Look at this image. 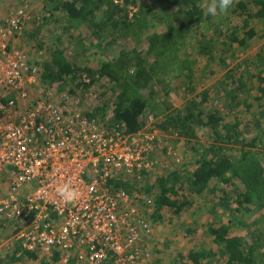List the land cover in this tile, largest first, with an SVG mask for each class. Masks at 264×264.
Instances as JSON below:
<instances>
[{"label": "trees", "instance_id": "1", "mask_svg": "<svg viewBox=\"0 0 264 264\" xmlns=\"http://www.w3.org/2000/svg\"><path fill=\"white\" fill-rule=\"evenodd\" d=\"M40 1L41 12L22 20L21 34L16 36L34 37L37 53L44 51V57L33 61L38 66L40 92L73 95L94 81L108 79L110 91L103 88L101 92V100L107 102L84 111L108 129L136 133L148 112H167L148 91L151 80H160L156 72L160 68L162 75L179 79L182 86L186 80L184 89L189 93L195 91V72L200 71L203 79L220 75L186 98L182 107L167 112L160 124L188 141L195 140L202 129L200 136L212 141L191 142L189 159L152 176L153 160L150 169L142 172L143 189H134L152 199L140 204L151 225L176 218L184 238L195 240L193 247L177 252L168 264H264L260 233L264 177L252 150L264 148V56L254 50V60L231 66L223 55L246 48L258 28L264 35V0H235L228 12L215 17L205 15L209 0ZM41 24L54 25L60 36L71 30L74 35L75 30L80 44L88 43L103 54L113 49L114 55L98 60L95 69L77 65L66 58L63 48L44 50L46 42L38 37ZM217 42L223 46L217 47ZM200 56L203 64L198 68ZM149 57L151 63L146 61ZM207 101L211 106H204ZM241 112L248 115L244 120L239 118ZM260 153L264 160V150ZM116 185L121 183L117 180ZM198 195L205 198L204 218L192 215ZM201 228L202 234L197 233ZM15 242L11 253L0 256V264H67L62 261L63 250H29ZM69 255L66 260L76 263ZM162 258L169 257L163 254ZM162 258L156 257L151 264L155 260L164 264Z\"/></svg>", "mask_w": 264, "mask_h": 264}, {"label": "built area", "instance_id": "2", "mask_svg": "<svg viewBox=\"0 0 264 264\" xmlns=\"http://www.w3.org/2000/svg\"><path fill=\"white\" fill-rule=\"evenodd\" d=\"M25 18L20 8L8 29L0 22V212L30 221L15 234L25 249H60L83 264H151L140 204L152 199L131 180L152 158L131 134L85 115L73 95L40 92L37 64L11 46ZM65 183L80 193L71 203L57 192Z\"/></svg>", "mask_w": 264, "mask_h": 264}, {"label": "rangeland", "instance_id": "3", "mask_svg": "<svg viewBox=\"0 0 264 264\" xmlns=\"http://www.w3.org/2000/svg\"><path fill=\"white\" fill-rule=\"evenodd\" d=\"M40 4V0H0V22L1 24H4V29H8L9 27L5 25V20L9 19L10 16H13L18 9L21 8L25 10V13L27 14L25 20H27L29 19L30 13L32 16L35 13L37 14L41 12ZM129 8L134 11L131 6H129ZM46 22H48V19L46 20ZM27 25V29L30 30L29 27H31L32 22H29ZM54 27V25L51 26L49 24L39 25L38 37L42 41L46 42L44 50H46V48L48 47L54 48L58 46L64 49L66 58L71 62L77 63V65L80 66L91 65L94 69L97 65L96 63L98 60L104 59L105 57H113L114 55L113 49L109 50L110 52H107V54H103L98 50H94V47L92 48L88 43L80 44V42H78L77 40L78 38L75 37V35L77 34L75 30L74 35L71 34L73 33L71 30L69 31V34L62 33V35L60 36L58 35V31L54 29ZM154 27H156V25ZM160 28L162 27L159 25L158 30ZM19 34L21 33L19 32ZM187 41L188 40H185V42ZM11 42V46L29 53L28 55L30 56L31 61H36L40 57H44V51L42 52L43 54L40 53L41 56L37 53L34 46L36 44V39L34 37L30 38V36L22 35L21 37L14 38ZM142 43L143 42H140L139 44ZM222 46V44H217V47L219 48H221ZM254 50H260V52L262 53L261 55L264 56V35L259 33V28L257 34L253 39H251L249 45L246 46V48L242 49L241 51L234 50L232 54H227L226 52H224L223 55L228 58V61H226V63L229 62V65L232 66L236 63L241 64L246 59L248 61L254 60L256 58V55L253 52ZM47 55L48 53L45 54V56ZM191 56H193V54ZM152 60L153 59L149 57L146 61L147 63H151ZM197 62V67L201 68L203 64L201 56L198 57ZM221 64H225V62L222 61ZM156 72L161 78L160 80H156V78L154 77L155 79L151 80L150 89L148 91H153L152 100L159 103V105L162 108H165V111L167 112L182 107V105L186 101V98L196 95V93L200 92V90L203 88V85L204 87H207L211 85V82L213 80H216L220 77L219 74H216L215 77L211 76L208 79H203V76L200 75V71L195 72V91L189 93L184 89L187 86L186 80L184 81L185 85L182 86L180 85L179 79L174 77L168 78L162 75V68H160V70L158 69ZM110 86L111 84L108 79L101 78V80H97L91 83V85H89L84 90L79 91L78 93H74L72 101H75L76 107L90 112L92 111V109H94V107L101 105V101L107 102V99L101 100V92L103 88H105L106 90L111 89ZM109 91L107 93L108 98L111 97ZM141 93L145 96L147 95V93H145L144 91H142ZM209 105L211 106V103L208 101L204 104L205 107H208ZM167 112H148V114H146V117H144L143 127L138 132L132 133L130 135V137L138 145L146 149V155L151 157L152 161L154 160L156 166L151 170L150 174L152 176L157 175L164 168H172L177 163H179L178 165H180L181 163L186 161V158L189 159L187 152L191 142L197 141L201 143V145H206L207 143H210L212 141L206 139L203 136H200L201 134H203L202 129H198V137L195 140L188 141L186 140V138L178 136L176 133L169 130V128H162L160 124L164 120V116ZM97 116L99 118V115ZM245 116L248 115L242 114V112L239 113V118H241L240 120H244ZM94 118H96V116ZM252 150L254 151L253 157L255 158V162L260 164L259 171L263 173L264 177V160L262 159V153H260L262 150H264V148L255 147ZM191 166L192 165H190L188 169H191ZM145 183V178L142 177V175L140 179L131 180V185H133V187L135 186L138 189H143L141 188V186H143ZM31 185H35V182H32ZM137 185H140V187H137ZM6 191L7 187L4 185L3 192ZM197 198L198 200L196 199L193 203V209H196L194 211L192 209V215L198 218H204L207 215V212L205 211L206 208H204L205 198L203 195H198ZM217 212L220 213L221 209H218ZM187 219L190 218L187 217ZM17 221L18 220H16L15 223H7L6 217L0 212V256L6 253H11L13 251L14 246L16 245L15 241L17 240L15 235L16 231L14 229H18L17 232H19L20 229L24 228L25 226H29L30 224V221H27V223L21 225L20 222L17 223ZM151 224L152 223H150V230L148 234L145 235L143 245V250L148 251V253L150 254L151 263H153V260L156 257L162 258V255L166 254L169 258L162 259L164 261V264H168L173 257H176L177 252L184 251L194 246L195 240L193 241L192 238L188 239L186 236V238H184V230L180 229L181 225L179 226L177 224L176 218H171L164 223H158L156 224L157 226H153ZM262 226L264 227V221H261V227ZM203 230L204 229L201 228L197 231V233L202 234ZM260 233L263 234L261 237V252H264V229L261 228ZM191 237L195 236L191 235ZM156 250L158 251L156 252ZM61 257L63 258L62 261H66L67 264H71V261L66 260V258L70 257L69 254L64 253ZM154 263L161 264V262H158L156 260ZM74 264L83 263L80 261H76V263Z\"/></svg>", "mask_w": 264, "mask_h": 264}, {"label": "clouds", "instance_id": "4", "mask_svg": "<svg viewBox=\"0 0 264 264\" xmlns=\"http://www.w3.org/2000/svg\"><path fill=\"white\" fill-rule=\"evenodd\" d=\"M235 0H209L205 15L215 17L217 14H224L234 6ZM65 203H71L77 200L80 196L79 191L70 183H65L57 188ZM51 243V241H50Z\"/></svg>", "mask_w": 264, "mask_h": 264}]
</instances>
